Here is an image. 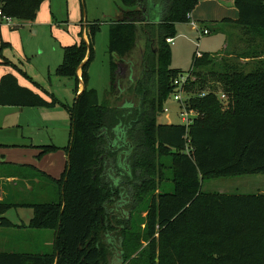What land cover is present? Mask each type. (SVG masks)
Listing matches in <instances>:
<instances>
[{
	"label": "trees",
	"instance_id": "1",
	"mask_svg": "<svg viewBox=\"0 0 264 264\" xmlns=\"http://www.w3.org/2000/svg\"><path fill=\"white\" fill-rule=\"evenodd\" d=\"M44 1L0 0V8L13 19L34 20ZM120 1L118 17L109 24L105 100L89 87L101 22L88 21V40L63 47L57 73L75 77L85 88L68 108L71 168L67 164L60 179L45 176L57 185V198L35 203L0 200V226L12 225L5 216L9 209L30 206L34 217L29 227L54 231V249L37 254L0 251V264H112L113 237L105 238L111 233L119 239L123 257L117 264H125L130 237L125 207L133 201L148 204L150 264H264V193L202 189L207 179L264 174V0H235L237 20L213 21L240 27L248 46L238 53L230 45L221 54L194 53L188 73L195 80L190 83L199 90L220 83L230 106L225 110L217 94L206 90L192 100L200 114L189 125L159 123L158 117L176 91L175 79L184 73L172 67L167 38L178 35L177 24L191 21L199 0ZM151 10L158 11L155 21L149 20ZM204 28L211 32L209 24ZM142 39V55L129 60ZM86 58L80 78L78 69ZM126 71L131 76L127 79ZM135 71L138 76L132 77ZM111 97L122 103L113 104ZM55 104L22 86L13 73L0 79V106ZM37 147L39 156L58 149L54 144ZM121 199L125 206L112 215Z\"/></svg>",
	"mask_w": 264,
	"mask_h": 264
},
{
	"label": "rangeland",
	"instance_id": "2",
	"mask_svg": "<svg viewBox=\"0 0 264 264\" xmlns=\"http://www.w3.org/2000/svg\"><path fill=\"white\" fill-rule=\"evenodd\" d=\"M218 1L224 5L222 10H219L212 0L199 1L193 11L198 14L199 11L196 9L200 5L198 9L201 14L206 15L207 21L204 25L192 20L199 25L198 29L188 22L179 23L180 36L176 37L175 44L171 45L172 67L188 73L196 50L221 54L230 45V49L233 48L238 53L248 46L241 40L244 35L240 27L227 23H220V25L213 23V19L221 22L225 17L231 16L232 1ZM121 6L120 0H45L34 20L12 19L10 23L2 20L0 54L4 57H1L3 62L0 63V71L14 73L20 79V84L42 93L49 101L54 99L56 104L52 107L39 108L1 106L0 160L35 163L54 176L62 177L67 160L64 147L68 145L70 139L71 116L68 108L74 104L78 95L77 88L80 85L75 77L60 75L56 71L63 59V47L83 40L85 22H101L102 29L95 37V55L89 69L91 73L89 87L97 89L100 100H105L110 84L109 24L117 19ZM208 24L211 32L205 34L203 30ZM85 38L88 40V36ZM143 49L144 40L142 39L139 40L129 60L137 61ZM3 73H0V77ZM79 73L82 78V70ZM124 74L125 79L131 77L128 71ZM135 76H138L137 71L132 74V77ZM194 80L195 76L190 72L183 89L176 91V94L180 95V100H176L174 95L170 96L164 105V108L168 110H163L159 115V123L185 124L181 116V111H185L184 108L192 111L191 114H200L191 103L206 90L217 94L225 110L230 106L229 96L220 83L213 81L211 87L199 90L197 86L190 83ZM125 84L129 86L130 81L126 80ZM130 94L127 93V96ZM223 95L225 97H222ZM111 98L113 104L122 103ZM134 101L137 99L135 98ZM42 139L46 143L54 142L62 147L39 156L38 149L30 142L38 143ZM156 181H159L158 176ZM167 189H172V186L169 185ZM202 189L208 192L224 190L219 193H264V174L207 179L203 181ZM147 206L135 204L133 201L125 207L128 218L125 225L130 228L127 233L130 237L125 247L127 260L125 264H150ZM110 236L113 237L110 240V248L112 247L115 254L111 253L109 260L112 264H117L123 258L118 247L120 242L112 233L105 238ZM159 257L158 254L157 258Z\"/></svg>",
	"mask_w": 264,
	"mask_h": 264
},
{
	"label": "crops",
	"instance_id": "3",
	"mask_svg": "<svg viewBox=\"0 0 264 264\" xmlns=\"http://www.w3.org/2000/svg\"><path fill=\"white\" fill-rule=\"evenodd\" d=\"M212 1H214L215 6L219 10H222V8H224V5L223 3H221V1H218V0H212ZM229 1H232V3H230L232 6L230 10L231 16L225 17V18H231L233 20H237L239 18V12H238V9L235 8L236 7L234 4L235 0H229ZM199 7L200 5L196 9L199 11L198 14H196V11H193L191 13L190 15L191 21L195 20L199 23H201L202 21H207L206 15L200 13V10L198 9ZM198 16H201L202 18ZM213 20L217 21L216 19H213ZM191 21L188 23H191ZM2 23L3 22L1 20L0 26L2 25ZM86 24L87 22H85L84 24V30H83L84 38L88 36ZM178 27L180 28L179 24H177V30H178ZM192 29L194 28L192 27ZM178 36H180V33H178L176 37ZM1 57H4V56L3 55L1 56L0 54V63L3 62ZM81 70H79V72H81ZM0 73H3L0 77L1 79L4 74L11 73V72H5V70H1ZM79 75L80 73L78 74V76ZM17 79L20 83V79L18 77ZM90 79H91V73H90ZM22 86H25V85H22ZM25 87H28V86H25ZM81 90H82V84L80 82L78 93ZM34 91L37 93H40L36 90ZM3 107H14V106H3ZM70 132H71V126H70ZM30 143H32L38 149L39 153H40V149L37 147L39 145L54 144L58 147V149L62 147L54 142L46 143L45 141H43V139L41 142H38V143H33V142H30ZM69 143H70V139H69L68 145L64 147L66 156H67L65 170L68 164L69 152L67 151V147L69 146ZM24 144H28V143H24ZM20 165L32 166L33 169L24 168V167L20 168L19 167ZM36 170L43 172L45 174L43 175L44 177H41L42 175L41 176L36 175L37 173ZM46 175L49 177H52L53 179L61 178V177L59 178V177L54 176L52 173L39 167L35 163L14 162L11 160H6V159L0 160V200L6 199V200H10L16 203H35L37 202V201H34L36 199L42 200L43 202L54 200L55 198H57V194H58L57 185L52 183L50 179H46L45 178ZM219 192H224V190H220ZM5 216L11 221L12 225L11 226H0V251L1 252H18V253L37 254V253H48L50 251H53L55 240H56L55 232L52 230H38V229H32L29 227L31 220L34 217V209L32 207L30 206L12 207L5 213Z\"/></svg>",
	"mask_w": 264,
	"mask_h": 264
},
{
	"label": "built area",
	"instance_id": "4",
	"mask_svg": "<svg viewBox=\"0 0 264 264\" xmlns=\"http://www.w3.org/2000/svg\"><path fill=\"white\" fill-rule=\"evenodd\" d=\"M12 19L10 16H7L5 15L3 12H2V9L0 8V21L1 20H4L6 21L7 23H10L12 22ZM191 24L193 25V27H195L196 29H198V24L195 22V21H191ZM203 32L205 34H208L209 33V30L208 29H204ZM167 42L170 43V44H175V38H167ZM196 55L198 57H201L202 56V51L201 50H196ZM189 78V73H183L181 74L177 79H175L174 81V84L176 85V91L180 90V89H183L185 83L187 82ZM174 92L172 95H174V98L176 100H180V95L176 94L177 92ZM222 97H225V95H223ZM165 111H167L168 109L167 108H164ZM185 111H181V116H182V119L184 121V123L186 125H189L192 123V120H193V117L195 116V114H191L192 111H189L187 110L186 108H184ZM198 115V114H196Z\"/></svg>",
	"mask_w": 264,
	"mask_h": 264
},
{
	"label": "water",
	"instance_id": "5",
	"mask_svg": "<svg viewBox=\"0 0 264 264\" xmlns=\"http://www.w3.org/2000/svg\"><path fill=\"white\" fill-rule=\"evenodd\" d=\"M158 17H159V15H158V13H156V11H154V10H151V11H150V15H149V20H150V21H155V20L158 19ZM114 56H115L117 59H119V55H117L116 53L114 54ZM87 59H88V58H86V59L84 60V62L81 64V66L79 67V69H78V74H79V70H81L82 66H83L84 63L87 61ZM81 84H82V90H81L78 94H80V93L84 90V88H85V84H84L83 82H81ZM68 167H69V170H70V168H71V167H70V153L68 154ZM58 259H59V253H57L56 263H57Z\"/></svg>",
	"mask_w": 264,
	"mask_h": 264
},
{
	"label": "flooded vegetation",
	"instance_id": "6",
	"mask_svg": "<svg viewBox=\"0 0 264 264\" xmlns=\"http://www.w3.org/2000/svg\"><path fill=\"white\" fill-rule=\"evenodd\" d=\"M125 206V199H121L116 203V207L111 210L112 215L118 214V212Z\"/></svg>",
	"mask_w": 264,
	"mask_h": 264
}]
</instances>
